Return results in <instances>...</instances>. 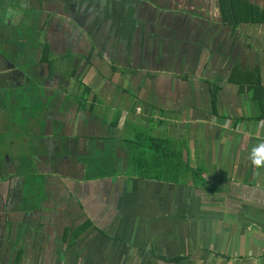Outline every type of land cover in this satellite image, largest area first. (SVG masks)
<instances>
[{"label":"crops","instance_id":"obj_1","mask_svg":"<svg viewBox=\"0 0 264 264\" xmlns=\"http://www.w3.org/2000/svg\"><path fill=\"white\" fill-rule=\"evenodd\" d=\"M192 1H197L194 2L193 7L198 6L197 8L201 7L204 10L205 0H184L187 7L191 2V10L189 12L186 10L182 16L188 18V24L199 23H197V27L191 28L188 25L186 28L196 30L197 34L202 30V25L207 23L208 16L206 12L205 14L200 12L198 16L194 15ZM248 1L264 9L262 0ZM54 5L56 4L46 2L44 6L47 8L42 10L37 0H0V40L6 30H15L20 27L22 20L28 21L26 25L36 24V12H40L37 20L38 26L41 22L47 23L52 18L47 32L41 29V26L39 27L40 37L43 42L49 45L50 58L55 60V68L62 67L69 74L72 63L67 65L63 58L77 56L78 52L72 49L78 44H74V46L69 44V40L66 37L64 39L62 33L58 31L57 22L63 15L61 12L55 11L57 7ZM160 5L159 17L168 21L174 14L179 13L175 9L181 4L179 0H170V3L169 0H166ZM52 8L54 11L50 12ZM156 15L158 17V14ZM214 16L216 25L209 23L208 26V32L210 34L214 32L210 35L212 38L221 39L223 35L232 38L239 36L240 32L247 33L260 27L241 25L236 30H232L230 27L222 25L218 12V0H214ZM143 20L139 19L142 22L147 21ZM80 35H82L81 32ZM80 37L81 39H78ZM80 37H76V40L82 44L81 49H84L83 44L87 45L88 43L82 36ZM92 47L95 48L96 56L97 53L101 54L99 50H96L98 47L90 44V49ZM15 49L18 50L17 45ZM235 49L230 46L222 53L230 58L228 68H224L222 65L221 71L216 73L214 68L219 65V58L215 64L211 62L212 68L211 64L209 67H205L203 76H200L199 73L195 77L194 74L189 75V72L180 71V79L179 75L174 72L168 74L167 67L169 65L166 61L164 63L166 58L160 54L154 57L156 53L153 54L150 51L146 63L150 66L148 77L151 78L145 83L147 86L155 83L156 86L155 90L145 91V100L138 97L135 92L133 95L128 91L130 95H125L123 89L118 88L120 85L116 81L122 76L119 73L114 74V76H120L115 78V84H112V96L109 101L105 102L99 98L98 92L94 91L92 94L102 102V105H109L113 109L121 110L118 126L113 130V136L117 140L124 136V122L136 120L135 117L142 114L145 119V128L151 129L153 135L171 136L175 140H180L182 135L186 136L187 154L191 167L209 168L208 171L203 169V177L208 184L218 188L217 193L212 195H224L228 200L224 211L226 216H231V221H233L234 215L242 214V233L247 231L248 235V232L252 231L251 233H254L256 237L255 240L247 239L248 246L262 251L254 263L264 264V163L255 166L250 159L253 149L264 145V121H254V108L249 101V94L245 91L238 92L237 86L226 82L233 64L237 63L241 69L254 70L258 68L261 84L264 86V61L261 59V54L258 53V58L255 59L253 56L252 61L247 62L249 48H243L244 52L242 50L235 51ZM238 52L242 54V58L237 61L235 57ZM251 54L255 55L256 53ZM95 59H98L99 63L102 62L100 57ZM226 60L228 61V57ZM0 62L4 69L0 72L13 70L1 55ZM178 64V68L184 69L185 63L180 64L178 61L175 62L174 68ZM200 69L201 66L199 72ZM38 71L41 69H37L36 73ZM129 71L134 70L129 69ZM210 71L213 73L212 77L206 78L205 75ZM222 71L223 75H218ZM107 72L101 73L104 78ZM59 75L39 78L37 74L34 84L40 88L38 93L42 95L44 107L40 116H36L40 124L37 125V122L36 127H33L29 123L27 125L30 128L26 126V130L30 129L31 134L36 133L41 137L42 150L46 151L45 161L50 160V163H42L36 159V176L32 179L36 187L35 189L31 188L34 191L31 192V189L28 191L30 196L26 205L23 200L26 183H28L27 176L16 174L2 177L4 179L0 178V264H143V262L146 264H170L165 261L182 257L184 259L174 263L180 264L190 260L193 257L191 252L168 256L166 249L159 248V240H152L155 235L151 234V230L154 231V228L145 225L138 227L129 216L132 213L135 215L137 211V207L134 206L137 198L136 186L150 185L154 188L170 186L173 189L186 186H172L157 181H138L124 176L102 180L85 178L83 165L76 162L75 159L81 154L86 137L98 136L104 132V128L101 126L97 129V134L90 133L88 123L93 116L95 117L93 120L99 121L105 113H103L100 104L98 113L89 116L87 122H76L78 114L75 113V109L74 112L71 110V103H66V97L70 95L71 90L67 91L66 87L65 91L60 90V86L57 85V76ZM167 75L172 78L170 82L164 80ZM207 81L220 88L216 115L213 116L208 113L210 104ZM64 82L66 85L67 79ZM83 84L88 85L84 81ZM181 84H184V91H182ZM11 85L21 91L30 84L25 79L16 83L0 79V96H4ZM93 85L96 86V89L99 87L97 82ZM23 95L25 94L23 93ZM61 102H65L66 105L59 107L58 104ZM149 102L151 103L149 104ZM202 102L205 103L203 107L201 106ZM142 104L148 107H144L146 111L140 110ZM6 112L3 105L0 104V117L3 118ZM23 112L31 114L25 110ZM106 117L107 120H110L112 115L107 114ZM55 118L58 119L57 122H54ZM54 123L58 126L61 125L63 140L60 135L59 137L52 136ZM165 127V131L154 130V128L163 129ZM76 135L79 137L77 142L75 141ZM28 143L29 141H27ZM39 144L40 141L36 138L34 142L36 148ZM59 150L64 152L61 157L55 155V151ZM72 151L78 154L75 152L72 154L75 159L71 154V156L67 154ZM198 161L203 163L198 164ZM209 174L215 176V179L212 178V183L208 182ZM189 180L191 182V178ZM231 185L245 188L243 192L252 194V196L241 194L240 203L237 205L239 196H235L232 190L229 191ZM194 189L196 190V188ZM132 194H135L134 198ZM217 199H221V196H218ZM245 241L246 238L242 240L243 243ZM248 256L254 257L256 254L254 253L252 256L248 254ZM248 264L251 263L248 262Z\"/></svg>","mask_w":264,"mask_h":264},{"label":"rangeland","instance_id":"obj_2","mask_svg":"<svg viewBox=\"0 0 264 264\" xmlns=\"http://www.w3.org/2000/svg\"><path fill=\"white\" fill-rule=\"evenodd\" d=\"M165 1L166 0H44L42 1L43 4L41 5V9L44 10V8L50 5H46L47 7H45L44 5L46 2L56 4L54 5L57 7L55 11L61 12L63 15L60 21L58 20L57 22L58 31L62 33L64 39L66 37L69 40V44L73 46L74 44H78L77 47L72 46V50L78 52L77 56H85L90 51V44L98 47L96 50H99L101 55L96 56L95 52L91 56L93 62L90 61V65H86L84 60L80 59L77 71L81 82L83 83L84 81L88 85L90 84V87L95 92H98L97 95L99 98L103 99L105 102L111 99L112 84H115V78L120 76H114V74L111 73L109 68L111 63L116 67L127 70V72L121 74L122 76L116 81L120 85L118 88L126 90V94L129 91L134 95L135 92L138 97L145 100V91L155 90V83L148 86L145 83L151 78L148 77L150 74L148 73L150 66L146 63V58H148V52L150 51H152L153 54L156 53L154 57L160 54L163 58H166L164 63L166 61L169 65L167 67L168 74L174 72L176 75H179V79L181 77L180 71L184 73L189 72V75L194 74L195 77L199 73L201 74L200 76H203L205 67H209L211 62L215 64L219 58V65L215 66V68L213 67L216 73L221 71L222 65L224 68H228L230 65V58L229 56H224V54L222 55V53L228 50L230 46L236 48L235 51H243V48H249L247 62L252 61L253 56H255V59L258 58V53L261 54V59L264 61V28L262 26L255 28L251 32H240L239 36H234L232 38H228L225 35H223L221 39H217L216 37L212 38L210 35L214 34V32L210 34L208 32V26L209 23L215 24L214 0H205L204 10L201 7L197 8L198 6L193 7L194 2L197 1H192L194 15L198 16L200 12L203 14L206 12L208 16L207 23H204L202 25V30L198 31L196 34V30H192L191 28L197 27L199 23L188 24V18L182 16V13L186 12V10H188V12L191 10V2H189V6L187 7L184 0H179L181 5L175 9V11L179 13L174 14L172 19L165 21L160 19V13L158 12L160 11L161 2ZM262 2L264 3V0H262ZM53 11L52 8L50 12ZM147 14L149 19L147 18ZM156 14H158V17ZM139 19L147 21L142 22L139 21ZM26 22L28 23L27 20H22L20 27L15 28V30L5 31V35L0 40V55L9 63L10 69L12 62H15L20 75L26 76L29 80V84H34L36 80L30 79L28 67L31 70H37L35 59L33 60V65H30L31 63L28 60L33 56L31 52H29V43L27 42V45L23 48L20 39L25 36L27 38L33 35L36 36V28L34 27L36 24L26 25ZM51 22L52 18H50L47 23L43 24L41 22V29L47 32ZM188 25L191 28H186ZM30 28L31 31L29 33ZM80 32L82 35H80ZM44 34L46 35V33ZM80 36L88 43L87 45L83 44L85 47L84 49H81L80 46L82 44L76 40V37L78 38ZM78 39H81V37ZM31 42L33 44L34 40ZM16 45L18 46V50H20L19 54L15 49ZM63 46L65 47V45ZM251 53L256 54L252 55ZM237 54L235 59L238 61L242 58V54L240 52ZM96 57H100L102 62L99 63L98 59H95ZM226 57H228V61ZM176 61L180 64L185 63L184 69L178 68L179 64L174 68ZM200 66L201 69L199 72ZM212 66L211 64V68ZM40 67L41 70L44 71L39 72L38 75L43 77L47 72L45 71L44 65ZM2 69L3 66L0 62V70ZM129 69L134 70L135 73L131 74L128 71ZM102 72H107L105 78L102 76ZM223 73L222 71L218 75L222 76ZM20 75L17 77H20ZM212 75L213 73L210 71L205 77L210 78ZM9 76H11L9 73H0V79L9 80ZM57 77V85L58 87L60 86V90L65 91V87L67 91L72 90L73 84L76 82L75 80L69 79L65 85L64 81H66V78L62 74ZM171 79L170 75H167L164 80L170 82ZM101 80L103 81L100 83ZM95 82L99 84L97 89L96 86L93 85ZM175 84L178 86L177 83ZM180 86H182V91H184V84ZM9 89L14 90L12 87ZM15 90L17 93H20V90L16 88ZM16 94L12 95V97L9 96L10 94L0 96V104H2L7 111L3 118L0 117V136L4 138V144L7 148H17L18 150L24 148L25 150L28 147L27 141L29 140L31 142L30 138L32 135H36V133L31 134L30 129H28V131L26 130V126L27 128L30 127L22 124L17 126L14 130H6L7 127L13 125V121H11L9 114L14 115L17 113L15 111L16 108L11 111L7 109L8 105L14 107L15 104L9 102H12ZM127 95L129 96L130 94L128 93ZM90 98L91 96L88 97L87 104L90 102ZM150 103L151 102H149V104ZM37 105L38 104H36V116H40L42 107H38ZM201 106H205V103L202 102ZM144 107L148 108L145 104H142L140 110L146 111ZM18 108L19 104H17V110ZM98 109L99 106H96L93 113L94 115L98 113ZM71 110L74 112V107H72ZM149 114L152 113L149 112ZM168 117L171 116L168 115ZM82 118L83 115H78L76 119H74L77 120L76 122H80ZM94 118V116L91 117L88 128L91 131L90 133L93 132V134H97V129L101 127V123L98 120H93ZM57 120L58 119L55 118L54 122H57ZM2 125H4L5 130H2ZM154 130L158 132L160 130L165 131L166 127L163 129L154 128ZM169 137L172 138L171 136ZM182 138L183 141L186 142L187 137L182 135L180 140ZM10 143L12 146H10ZM18 150L16 151L18 152ZM28 156V153L23 156L27 158L26 162H22L23 159L15 161V164H17L16 166L4 167L2 165V171L4 172L2 174L4 176L14 174L26 175L27 180L31 182L32 187L35 189L36 184H34L32 180L33 177L36 176L35 167L26 169H20L19 167L20 163H31ZM36 156L39 159L38 161L50 163V160L45 161L39 154ZM32 162L36 164L35 160ZM197 163L200 164L203 162L198 161ZM202 168L206 171L209 169L208 167ZM30 169H32V171ZM18 170H21V172L12 173ZM212 178L215 179V176L212 174L208 176V182L212 183ZM190 183L189 180V186L186 185L185 188L176 189L170 186L162 188H154L150 185L136 186L137 198L135 199L134 206L137 207V211L135 215L133 213L129 215L131 217L130 219L134 221L138 227L140 225H145L149 228H154V231L151 230V234L154 233L155 235L152 240H159V248L166 249L168 256L191 252L193 257L180 264H248V262L256 264L254 260L260 257L262 251L248 246L247 239L255 240L256 237L254 233H251L252 231L248 232V235L247 231L242 233V214L238 213L234 215V219L231 221V216H226L224 211L226 202L228 201L224 195H212L213 193L207 195L197 189L195 190L190 186ZM244 189L245 188L241 186H229V191L232 190L235 196H239L237 205L240 203L241 194L252 196V194L243 192ZM32 191L34 190L31 189V192ZM134 196L135 194H132L133 198ZM218 196H221V199L216 200ZM245 238L246 241L243 243L242 240ZM254 253L256 256L253 257L252 255H254ZM248 254L252 257H249ZM220 255L224 256V258H221ZM143 264L146 263L143 262Z\"/></svg>","mask_w":264,"mask_h":264},{"label":"trees","instance_id":"obj_3","mask_svg":"<svg viewBox=\"0 0 264 264\" xmlns=\"http://www.w3.org/2000/svg\"><path fill=\"white\" fill-rule=\"evenodd\" d=\"M37 2L42 5L41 0H37ZM218 12L221 24L230 27L232 30H236L241 25L264 27V9L251 4L248 0H218ZM39 16L40 12H36V25L34 26L36 28V36L33 35L28 38L25 36L20 39L23 48L27 45V42L29 43V52H31L34 57L28 60L31 63L30 65H33V60L35 59L36 69H41V65L45 66V71L47 72L45 76L52 77L57 74H62L67 80L73 79L76 81L73 84L70 95L66 97V103L72 104L76 114L83 115L84 118H82L80 122H87L88 117L93 115L96 106L100 104L103 113H105L103 115L104 117L99 119L101 126L104 128V132L98 136L86 137L82 146L83 150L80 155H78L75 151L67 153L68 155L75 153L78 155L76 159L73 155L72 156L76 162L83 165L85 178L102 180L115 176H124L127 178H134L138 181H157L172 186H186L188 185L189 178H191V186L200 190L202 193L207 195L210 193H217L218 188L214 185L208 184L204 179L203 168L191 167L187 154L186 142L172 139L169 136L162 137L153 135L151 133V129L147 130L145 128L146 125L144 124L145 119L143 114L141 116H137V118L135 117L136 120H126L124 122L125 133L123 138L119 140L115 139L113 136V130L118 126L121 110L113 109L109 105H102V102L94 94H92L94 90L90 87V84L85 85L81 82L77 71L80 59H83L86 65H90L91 56L96 52L95 48L92 47L83 57H64L63 60L66 61L67 65L70 64V62L72 63V68L69 74H67L62 67L55 68V60L50 58L49 45L46 42H43L40 37L41 34L38 30L39 26L37 21ZM30 31L31 28L29 29V33ZM32 39L34 40L33 44L31 42L33 41ZM16 51H18L19 54L20 50ZM97 55L101 54L97 53ZM11 68L13 70L0 72L11 74V76H9V82L16 83L17 81L23 79L29 82L26 76L20 75L15 62H12ZM109 68L112 74H125L127 72L126 69L116 67L113 63L109 65ZM28 71L30 79L36 80V70H31L28 67ZM42 71L44 70L38 71L37 74ZM32 72H35V74H32ZM129 72L134 74V71ZM19 75L20 77H17ZM226 82L237 86L238 92L245 91L249 94V101L254 108V121H264V86L261 84L259 69H241L240 65L234 63L227 75ZM34 84L30 83V85H28L27 88H23L19 94L15 90L16 86L11 85L10 88L12 87L14 90L9 89L4 94V96L10 94L9 96L12 97V95L17 93L12 102H9L15 104L14 107L8 105L9 111L16 108L15 111L17 113L14 115L9 114L11 121H13V125L11 127H7L6 130L11 131L21 124L26 126L29 123L31 126L33 125V127H36V123L39 120L36 118V104H38V107L41 106L42 110L44 105L41 99L42 95L38 93L40 88L36 87ZM206 85L208 88V100L210 104L208 113L213 116L216 115L215 112L217 111V104L219 102L218 98L220 88L218 85L208 81L206 82ZM125 92L126 90H123V93ZM23 93L25 95H23ZM127 94L125 93V95ZM90 95H92L91 100L87 104V98ZM66 103L61 102L58 106H65ZM17 104H19L18 110ZM23 110L31 114H24L25 112H23ZM107 114L112 115L110 120H107ZM39 124L40 122L37 123V125ZM60 128L61 125L58 126L54 123L52 125V136L59 137L60 135V138L63 140ZM2 130H5L4 126H2ZM36 138L40 141L38 148L34 145ZM78 138L79 137L76 135V142L78 141ZM30 139L31 142L28 140V149L26 148L24 150V148H22L18 150L17 148H7L4 144V138L0 136V178L4 176L2 174L4 173L1 167L2 165L4 167H11L12 165L16 166L17 164H15V161L22 159V162H26L27 158H24L23 156L27 153L31 163H20V169L31 167H35L36 169V164L32 161H36V159H38L36 156L38 154L45 159L46 151L45 149L42 150V146H40L42 142L41 137L34 134ZM10 146H12L11 143ZM77 146L79 147L78 143ZM16 150H18V152ZM55 155L57 157H61L64 155V152L62 150L55 151ZM30 170L32 171V169ZM20 172L21 170L12 173ZM5 176L8 177V175ZM31 188L32 184L28 181V183H26V191L23 200L24 205H26L29 199L30 195L28 191H30ZM220 257L224 258V256L221 255ZM182 259L184 258L175 257L165 262L174 264Z\"/></svg>","mask_w":264,"mask_h":264},{"label":"clouds","instance_id":"obj_4","mask_svg":"<svg viewBox=\"0 0 264 264\" xmlns=\"http://www.w3.org/2000/svg\"><path fill=\"white\" fill-rule=\"evenodd\" d=\"M250 159L253 165L260 166L264 163V145H261L259 148L253 149L250 154Z\"/></svg>","mask_w":264,"mask_h":264},{"label":"flooded vegetation","instance_id":"obj_5","mask_svg":"<svg viewBox=\"0 0 264 264\" xmlns=\"http://www.w3.org/2000/svg\"><path fill=\"white\" fill-rule=\"evenodd\" d=\"M33 74H35V72H33Z\"/></svg>","mask_w":264,"mask_h":264}]
</instances>
